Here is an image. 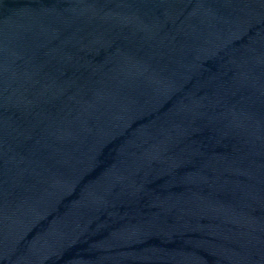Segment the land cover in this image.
Here are the masks:
<instances>
[{"label":"water","instance_id":"obj_1","mask_svg":"<svg viewBox=\"0 0 264 264\" xmlns=\"http://www.w3.org/2000/svg\"><path fill=\"white\" fill-rule=\"evenodd\" d=\"M0 264H264V0H0Z\"/></svg>","mask_w":264,"mask_h":264}]
</instances>
